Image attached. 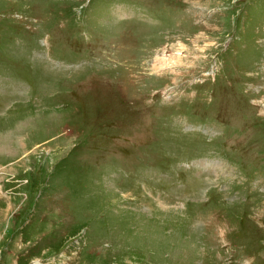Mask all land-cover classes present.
Instances as JSON below:
<instances>
[{
    "label": "rangeland",
    "instance_id": "rangeland-1",
    "mask_svg": "<svg viewBox=\"0 0 264 264\" xmlns=\"http://www.w3.org/2000/svg\"><path fill=\"white\" fill-rule=\"evenodd\" d=\"M0 264H264V0H0Z\"/></svg>",
    "mask_w": 264,
    "mask_h": 264
}]
</instances>
